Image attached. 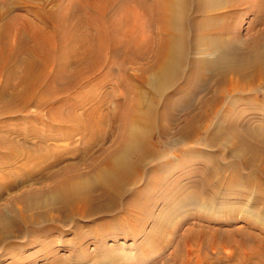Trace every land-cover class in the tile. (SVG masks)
Instances as JSON below:
<instances>
[{"label": "rangeland", "instance_id": "1", "mask_svg": "<svg viewBox=\"0 0 264 264\" xmlns=\"http://www.w3.org/2000/svg\"><path fill=\"white\" fill-rule=\"evenodd\" d=\"M84 2L85 0L40 1V3L32 2L30 7L44 9V12L53 14L56 18L55 21L58 20L56 22H59L64 14H69L74 6L77 8L83 6ZM240 4L238 7L240 9L231 13H226L229 10L227 8L212 10L209 7L204 15L201 14L198 30L188 34L189 39L198 37L201 44L207 45L211 41L209 39L211 35L216 36L214 33L223 34L226 43L243 60L252 53L254 48L259 50V47H256V40L263 38L260 45L264 47V3L260 0H241ZM74 10L73 18L67 28L61 31L59 42L60 44L63 41L68 43L67 47L64 48V54L65 51L66 54L76 52V55L83 56L88 52V49L91 50V47L95 45L96 33H93V29H90V32L85 29L83 24L87 22L86 13L77 12L78 9ZM193 12L192 16L195 15ZM113 13H111L113 25L116 27L113 32L114 41L117 39L121 43L124 42L129 38L127 36L130 35L131 28L134 27L137 30L131 34L136 43L138 40L140 42L151 37V33H149L151 30L146 18L138 12L137 15L131 14V11L122 6L120 11H113ZM92 15L91 19H93L94 24L98 20V15ZM127 15L132 16L130 20ZM214 16L216 18L213 20ZM31 22L34 31H36L37 25L43 26L40 18L26 7L22 10H15L5 17L1 24L4 25L2 29L7 35L6 39L9 46L13 45L15 34L19 30L26 29L28 23L31 24ZM97 24H95L96 28H98ZM227 29L229 30L227 31ZM76 34L80 39L82 36L90 34L91 41L93 36L94 41H89L85 47L80 48L78 44H75L77 38L74 39V35ZM72 39L75 43L71 42ZM150 45L153 49L143 57L139 56L137 52L134 53L132 50L127 51L122 48L115 55L94 52L92 57L87 58L81 64L77 63L71 66L58 64L57 67L49 68L48 73L52 74L53 72L60 75L58 83H56L57 79L54 80L55 78L51 79L52 77H50L48 79L49 76L46 78V85L49 87L45 85V89L52 91H63L69 83L76 81L82 73L86 72L85 76L89 74V77L82 80L70 93L60 97V100L49 107H42L37 110L35 107H31L26 112L13 114L9 117L3 115L4 109H12L14 104L9 100V95H7L8 98L6 96L3 100L0 99V139L4 138L3 149L0 150V220L2 221L4 218L9 223L0 224L3 234L8 235L4 239L5 241L0 244V264H93L89 258H105L104 247L107 250L108 247L112 249L121 248L120 251H125V253H134L130 259L127 257L128 260H123L121 264H199L202 261L204 264H241L245 251L248 256L251 253L248 246L256 248L258 256L256 258V255L254 257L250 255L251 259L246 264L262 263L264 249L259 248V243L253 241L252 236L255 234L264 238V221L262 219L264 218V197L261 199L259 194V190L264 188V176L253 167L244 166L243 161L245 160L243 159L249 158V155L237 152L243 146L239 144L238 138L232 133L226 135L229 138L226 144L217 145L213 148L200 141L187 142L184 139L185 134L181 133V127L188 117L185 114V107L178 108L170 116L165 114V116L161 115L162 117H160L158 115L159 117H156L157 126L150 132L151 141L154 142L153 146L156 150L154 154L156 155L150 153L144 158L143 176L135 185L129 186L134 195L145 189L144 193L140 194L142 200L145 201L144 211L146 214L147 212L148 214L152 213L151 219L146 223L141 222L138 226L136 225L137 229L148 233L158 225L161 226L162 223H169L170 229L167 230V234L170 237L167 238V234H165L166 236L154 237V242L152 241L150 247L147 248L149 244L144 239L146 238L145 235L137 237V239L131 236V232L136 226L130 225L129 227L128 225L125 230H121L120 222L126 221V217L120 208L113 210L110 216L102 215L104 213L101 212L107 207L104 203H100L95 211L101 214H96L93 218L72 217L63 223L60 212L54 210L60 205H48L49 199L54 195L55 189L59 185L88 179L96 168L101 167L109 155L118 151L123 136L130 130L127 127L129 119H126V112L129 107L139 104L143 111L146 110L148 102L154 95L152 82L158 50L154 43L153 47L152 43ZM95 48L97 47L94 46ZM131 49H135V47ZM238 50L242 53H238ZM124 55L125 57H123ZM191 57L190 60L192 61L200 56L192 55ZM207 58L212 59L213 57ZM243 60L242 64H247L245 67H241L242 72L228 74L224 79L220 75V79L215 78L216 74L212 70L197 75L189 86L192 98L190 103L194 114L203 110L201 107L205 108L206 103L213 98L225 96L222 104L220 103L221 105L219 104L215 110H211L220 120L228 109L238 111L237 113L241 112L240 109H244L243 111L251 112L247 111L251 116H256L259 123L264 126L263 92L249 94L250 96L239 94L237 98L243 100V103L237 108L234 104L236 97L234 98V94H231L230 90L234 88L232 86L247 82L248 77L253 73V64H248L246 60ZM190 66L192 64L186 63L184 65L183 75L189 72ZM53 80L54 82H52ZM181 80L180 86H183L184 80L183 78ZM5 82V77L0 79V85ZM10 92L12 91L10 90ZM43 92L44 90L41 91V93ZM250 97L254 99V103H247L250 101L248 100L251 99ZM89 117H92L90 125L87 124ZM53 118H57L63 124L54 123L51 121ZM76 121H78L77 124H75ZM212 129L214 131V125ZM8 137L15 142H23V140L28 139L30 141V144H27L29 149L24 148L23 154L32 153V157L41 159V163L28 164L26 160L28 161L29 158L20 159L22 162L6 160L8 155L6 148H11L5 139ZM204 137L205 134L202 133L200 139ZM35 144L42 146L38 149ZM3 155L6 157L4 158ZM261 156L262 153L259 155L258 160L260 162H258L264 164V159ZM202 166L209 170L219 169L221 173L219 175L222 177V180L221 178L219 180L223 181L224 186L221 188L222 191L226 192L229 189V191L233 190L235 194L232 196L227 195L228 191L224 192L219 196H214L212 203L206 194L201 195L200 198L202 197L207 207L194 208L186 206L184 202L186 199L178 190L174 191L173 194L171 193L170 196L166 194L164 188L150 184V179L157 173L165 183L170 181L172 186L183 185L185 188L187 187V191H191L193 189L190 187L192 182L197 181V179L200 182L205 181V178L201 179L200 175L195 174L196 168ZM238 168L239 170H237ZM236 171H239L240 175L235 173ZM254 172L255 174H252ZM235 174H237V178ZM130 195L127 196H133V194ZM42 202H44V206H40ZM141 213L133 207L130 216L135 217L137 215L136 217H138L141 216ZM166 218H170V222H166L168 221ZM172 218L175 220L173 221ZM53 219L59 226L58 229L46 235L36 234L40 228L53 224ZM124 223L126 224V222ZM261 226L263 227L260 228ZM106 227L108 231L107 240L102 242L100 233L103 231L102 228L105 229ZM239 230L248 232L249 242L246 246L239 235ZM35 234L38 235V238L37 242L33 244L31 240ZM192 235L194 237L190 239ZM228 237L234 240V244L231 246L232 250L228 251L234 253L232 258L229 257L231 254L225 253L227 252L226 247L229 248L225 244V238ZM161 239L166 240V243L169 240L166 249L158 248ZM12 243L13 248L11 249ZM211 244L217 247V251L210 247ZM218 248L220 249L218 250ZM124 256L126 257L124 254L121 258L124 259ZM139 256L147 260L138 259ZM114 263V261H109L108 264Z\"/></svg>", "mask_w": 264, "mask_h": 264}, {"label": "bare ground", "instance_id": "2", "mask_svg": "<svg viewBox=\"0 0 264 264\" xmlns=\"http://www.w3.org/2000/svg\"><path fill=\"white\" fill-rule=\"evenodd\" d=\"M40 1L55 0H0V79L4 77L6 78V82L3 85H0V99L3 100L7 95H9V100L14 104L12 109H4V116L10 117L13 114L26 112L31 107H35L36 110L42 107H49L53 105L54 102L60 100V97H63L70 93V91L76 88L77 85L82 82V80H85L87 77H89V74L85 76V74H87L85 72L80 76L78 75L79 78H77L73 83H69L63 89V91H52L51 89L48 90L45 89V85L47 82L46 78L48 76V79L50 77H52L51 79L55 78L54 80L57 79L56 83L60 81V75L54 74L53 72L52 74L48 73L47 70L51 67H57L58 64H62L64 66H71L77 63L81 64L87 58L92 57L91 55L94 52L98 54L115 55V53H117L119 49L121 50L122 48H125L127 51L132 50V52L134 53L137 52L139 56L143 57L148 52H150L151 49H153L151 48V43L152 47L154 43L155 46L157 45L158 49L156 53L157 57L155 59V70L153 72L154 75L152 82L154 95L152 96L150 102H148L149 104L147 103L148 106L145 111H143L141 107H139V104L138 106H136L135 104V106H131L127 110L126 119H129L127 127H129L130 130L126 135L123 136L122 141L119 144L118 151H116L115 154L109 155L101 164V167L95 169L91 177H89L88 179L76 180L59 185L55 189L54 195L51 196V199H49L50 202L48 203V205H60V207L54 208V210L60 212L59 214L61 215L63 223L72 219V217H79L81 219L93 218L94 215L96 216V214L99 215L101 213H104L102 215L110 216L111 213H113V210L118 208H120V211L124 213L126 217V221L120 222V226H122L121 230H125L128 225L129 227L130 225H132V227H135L136 225L138 226V224H140L141 222L146 223V221L151 219L152 213H145V201L142 200V197L140 195L141 193H144L145 189H140L141 191H138L134 195V193H131L129 186L135 185V183L139 181L140 177L143 176L142 168L144 158L150 153H153L152 155H156L154 154L156 150L153 146L154 142L151 141L152 136L150 133L157 126L156 117L158 115L162 117L161 115L165 116V114H169L170 116L171 113L177 111V109L180 107H185V114L188 115L186 121L181 127V133L186 135L187 138L184 135V139L187 140V142L200 141L208 144V146L213 148L217 145L219 146L226 144L229 139L226 135L232 133L238 138L239 144L243 146L242 148H240V150L238 149L237 152L244 153V155H249V158L246 157L245 159H243L246 161H243L244 166L251 168L253 167L258 172H260L262 176H264V164H260V161L258 160L261 153V158L263 157L264 159V126L259 123V120L258 118H256V116H251V114H249L251 112H249L248 110L247 111L249 113L247 111H243L244 109H240L241 112L237 113L238 111L236 112L228 109V111L225 110L226 113L223 114V116L221 117L222 119L220 120L218 116H215L212 113L211 110H215L222 102V100H225V96H217L213 98L211 101L206 103L205 108L203 106L201 107V109L203 108V110L195 114L194 110L191 108L192 104L190 103L192 98L190 92L191 90L189 91V86L190 83H192L196 79L198 74H205L204 72L212 70L216 74L215 78L220 79V75L223 77L222 79H224L228 76V74L242 72L241 67H245V64H247H242L243 59L237 56L236 51L226 43V38L223 37V34L214 33V35L216 36L211 35V37L209 38L211 39V41L208 39L210 43H207V45L205 43L201 44L198 37L190 39L188 37L189 33H193L194 31L198 30L201 14L204 15L205 11H208L207 9L209 7L212 10H217L218 8L220 9L222 7L225 9L227 8L229 10L226 13H231L232 11L235 12L236 10L240 9L238 7L241 5V0H85L83 6H78V8L77 6H74L72 10L69 9L71 10L70 13L67 15L64 14V16L61 17L62 20L59 22H56L58 20L55 21L56 18L53 16V14L44 12V9L34 6L30 7V4H32V2L40 3ZM260 2L264 3V0H260ZM122 6H124V8H126L128 11H131V14L137 15L138 12V14H141V16L146 18L147 24L149 25L151 30L150 32L148 31L149 33H151L150 38L144 39L140 42L138 40V43H136L132 35L134 31L137 30L136 27H134L131 28L132 32L130 30L132 34L129 33L130 35L127 36L129 38L125 37L127 39L124 42L122 41L121 43V41L117 39H115L117 42L114 41L113 32L114 28L116 29V27L113 25V15H111V13L114 14L113 11H120ZM25 7L36 14L38 18H40L41 24H43V26H35L37 29L36 31H34L32 22L31 24L28 23L26 29L19 30L17 34H15L16 36L14 43L13 45L9 46L6 39L7 35L2 29L4 25H2L1 23L4 21L6 16L10 15L15 10H22ZM74 9H78L77 12L86 13L88 18L86 24L83 25L89 32L90 29H93V33H96H94L95 38L93 35L92 36L95 40L94 46L97 48L94 49V46H92L91 44V50L88 49V52H86L83 56H79V54L76 55V52L72 54H69L68 52V54H66L65 51L64 54V48L67 47L66 45H68V43L66 44L63 41L60 44L59 42L61 31L64 30V28H67V25L73 18V13L75 11ZM192 11H194L193 13L195 14L193 16ZM92 14L98 15V20L94 24L92 22L93 19H91V16H93ZM131 17V15H127V18L129 20ZM215 18L216 16L213 17V20ZM98 22L99 24H97ZM95 24L98 25V28H96L97 26ZM228 30L229 29H227V31ZM118 31L121 32V30ZM76 35H74V39L77 38V41H75L76 43L73 41V39L71 40V42L78 44L80 48L85 47L87 43L91 41L90 34L82 36L83 38L81 37V39L78 35ZM93 38L91 42L94 41ZM262 42L263 38L256 40V47H259V50L253 47L254 49L252 53L249 54L247 58L244 57V60H246L248 64H253L252 75L248 77L247 82L243 84L237 83L233 85L232 87L234 88L230 90L232 92L231 94H234L233 97H236L234 101L236 108L243 103V100H238L237 95L245 94V96H247L249 94H257V92H263L262 94H264V47L260 45ZM134 44L135 46H133ZM132 47H135V49H131ZM239 50L237 51L238 53L241 52H239ZM192 55H195V57H200L191 61L190 59H192ZM211 56L213 57L212 59L207 58ZM123 57H125V55ZM128 57L130 58V56ZM186 63H188L189 65L192 64V66L189 67V72H185L186 74L183 75L182 71ZM182 78L184 80V85L180 86ZM54 80L52 82H54ZM10 90L12 92H10ZM43 90L44 92L41 93V91ZM144 98L142 99L144 100ZM251 99H248L250 101H248L247 103L251 104L254 100ZM36 115H38L37 112ZM56 119L53 118V120L51 121L57 124H63V122ZM90 122H92V117L88 118L87 124L90 125ZM77 123L78 121L75 122V124ZM213 125L214 131L212 129ZM202 133L205 134V137L200 139ZM5 139L11 147V151L9 147L6 148V151L8 152L7 157L6 155H3L4 158L6 157V160H8L9 162H19L21 161L20 159L29 158L28 161L26 160L28 164L41 163V159H38L35 156L32 157V153L23 154V149L28 148L27 144H30V141L28 139L23 140V142H15L10 137ZM3 141L4 138L0 139V150L3 149ZM35 145L38 149H40L42 146H40L39 144ZM246 148L247 151H245ZM235 166L237 165L235 164ZM36 167L37 166H35V168ZM237 170H239V168ZM219 171V169L216 170L214 168L212 170H209L204 166L196 168L195 174L200 175L201 179L205 178V181L200 182V180L197 179V181L192 182L190 187H193V189H191V191H187V187L185 188L183 185L172 186V183L170 181L165 183L159 178L160 176L157 173L155 175L153 174L154 176L150 179L151 183H149L153 184V186L155 187L158 186L159 188H164V191L168 195H170L171 193L173 194L174 191L178 190L179 193H182L184 195L183 197H185L186 199V201H184L186 203V206L194 208H204L207 207V205L202 200V197L200 198L201 195L206 194L207 198H209L210 202L212 203L214 196H219L225 192H223L221 189L224 186L223 181L219 180V178H221L222 180V177L219 175ZM238 172L236 171L235 173L239 174L240 172ZM237 174H235L236 178ZM252 174H255V172ZM227 191V195L233 196L235 194L233 193V190L229 191V189H227ZM130 194H133V196L128 197L127 195ZM259 194L261 195L262 199V197H264V188L262 190H259ZM206 202L208 201L206 200ZM100 203H104L107 209L103 210L101 213H97L95 209H97V206ZM40 206H44V202H42ZM133 207L142 212L141 216H130L131 209ZM169 219L170 218H166V220H168L166 222H170ZM262 219L264 221V218ZM5 222L6 224H9L8 221L4 218L2 219V221L0 220V224H3ZM124 222H126V224ZM52 223L53 224H49L48 227L46 226L40 228V230H37L36 234L46 235L51 231L59 228L54 219ZM162 224L161 226L158 225L154 230H151L148 233H144L143 230L137 229L138 227L136 226L134 231L131 232V236L137 239V237L139 238L145 235L146 238L144 239L146 240V243L149 244V246L147 247L149 248L151 242L154 240V237L163 235L166 236L165 234H167V230L170 229L169 223H166L168 224V226H165L166 224H163V226ZM262 227L263 226H261L260 228ZM106 229L107 227L105 229L102 228L103 231L102 233H100V235H102L100 236L102 242H105L107 240L108 231ZM1 230L2 228L0 227V244H2L5 241L4 239L8 237V235L3 234V231ZM36 234L35 237H32L33 239L31 240V243L33 244L37 242L38 235ZM239 235L242 238L244 245L246 246L249 242L247 237L248 232L239 230ZM168 237H170V235L167 234V238ZM193 237V235L190 236V239H192ZM225 239L226 246H229V248L226 247L227 249L225 250H227V252L231 251V246H233L234 240H232L231 237ZM163 240L161 239L159 241L161 242L158 245L159 249H166L168 247L169 240H167V243L165 242L166 240ZM252 240L259 243V248L264 249L263 237L254 234L252 236ZM12 245L13 243L10 245L11 249L13 248ZM210 247L214 250L217 249L214 244H211ZM108 248V250L105 247L103 249L105 258L98 257L97 255L98 258H89V260L93 264H96V262H99V264H108L109 261H114V264H121L123 263V260L126 261L130 259V256L134 255V253L129 254L125 253V251H120L121 248ZM248 248L251 252L250 255H253V257L256 255L255 257L257 258L258 252L256 248L254 249L253 247L251 248L249 246ZM219 249L220 248H218V250ZM227 252L225 253L231 254L229 255V257L232 258L234 253L232 254L230 252ZM124 254L126 255V257L124 256L125 258L122 259L121 257ZM250 255L248 256L247 252L245 251V256L241 264H246V262L251 259ZM140 256L138 257V259H145H143L142 257L140 258ZM199 264L204 263L202 261ZM261 264H264V260Z\"/></svg>", "mask_w": 264, "mask_h": 264}]
</instances>
